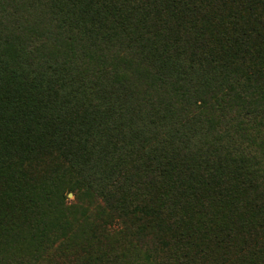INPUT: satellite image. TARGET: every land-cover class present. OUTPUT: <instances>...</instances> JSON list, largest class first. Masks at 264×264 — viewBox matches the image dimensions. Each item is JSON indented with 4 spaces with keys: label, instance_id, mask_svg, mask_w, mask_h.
<instances>
[{
    "label": "trees",
    "instance_id": "1",
    "mask_svg": "<svg viewBox=\"0 0 264 264\" xmlns=\"http://www.w3.org/2000/svg\"><path fill=\"white\" fill-rule=\"evenodd\" d=\"M0 264H264V0H0Z\"/></svg>",
    "mask_w": 264,
    "mask_h": 264
},
{
    "label": "rangeland",
    "instance_id": "2",
    "mask_svg": "<svg viewBox=\"0 0 264 264\" xmlns=\"http://www.w3.org/2000/svg\"><path fill=\"white\" fill-rule=\"evenodd\" d=\"M69 198L70 199H72V200H74L75 199V195H74V193L73 192H69Z\"/></svg>",
    "mask_w": 264,
    "mask_h": 264
}]
</instances>
